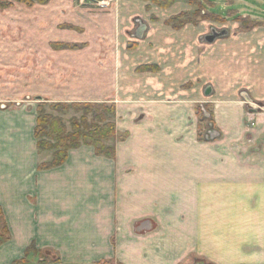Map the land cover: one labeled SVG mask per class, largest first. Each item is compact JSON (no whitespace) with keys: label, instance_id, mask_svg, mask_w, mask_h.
Here are the masks:
<instances>
[{"label":"crops","instance_id":"1","mask_svg":"<svg viewBox=\"0 0 264 264\" xmlns=\"http://www.w3.org/2000/svg\"><path fill=\"white\" fill-rule=\"evenodd\" d=\"M68 3L64 24L80 31L56 40L87 45L53 50L55 76H12L0 41V264H264V19L240 10L174 28L167 19L198 5ZM213 27L227 32L210 43ZM32 96L114 102L126 137L115 158L81 144L39 169L52 151L37 149ZM197 104L211 106L215 142L196 141ZM203 248L216 260L194 257Z\"/></svg>","mask_w":264,"mask_h":264},{"label":"rangeland","instance_id":"2","mask_svg":"<svg viewBox=\"0 0 264 264\" xmlns=\"http://www.w3.org/2000/svg\"><path fill=\"white\" fill-rule=\"evenodd\" d=\"M69 1L74 2L76 5L81 6H88V7H100L99 3H105L104 6H107L108 3L117 0H50L49 7L45 4H38L35 3L33 5H27L16 0H0L2 5H0V41L2 46H11L12 45V76L19 74L20 75H27L28 77L35 73L38 70H41L42 73H47L50 76H55L57 73L56 69V61H54L55 56H53V50H59L56 47L55 42L67 43L62 42L60 37L67 36L65 32L60 33L61 31L68 30V36H72L73 34L76 35V32H73V28L66 27V26H73L71 24H64L66 20V13L69 9L70 4ZM152 4L159 6L160 1L166 0H147ZM185 1V0H183ZM209 4L207 5V11L210 14H214L218 17H228L232 13L236 15L237 11H242L243 14H251L256 15L264 19V0H209ZM61 3L67 4L64 8H57V6H62ZM45 5V6H43ZM59 9V10H58ZM72 11V9L70 8ZM202 10V9H201ZM232 12V13H231ZM75 27V26H73ZM70 30V31H69ZM77 31V30H76ZM80 28L78 27V32ZM80 36L81 34L78 33ZM78 44V43H77ZM103 40H97V48L103 51L110 49L109 47L103 46ZM87 45V43H86ZM80 45L81 46H86ZM68 49V48H67ZM102 55V56H103ZM101 56V55H100ZM24 70V71H23ZM18 71V72H17ZM39 72V71H38ZM62 73V72H61ZM71 74V73H70ZM42 97V96H41ZM32 103L35 105L36 113L38 105H43L46 113L51 114L55 117H60L62 119L63 124L65 125L66 131L70 132L71 129V119L73 117L77 119H81L83 113L79 111H75L73 109H69L67 112H57L50 108L52 103L56 102H64L71 104L73 102H80V101H50L48 98H43V100H35L32 96L31 98ZM83 102V101H81ZM105 102V101H104ZM107 103H111V101H106ZM103 103V102H99ZM125 105V104H124ZM121 104V107L124 106ZM210 104H197L194 105V111L197 116L196 118V128L195 136L196 141L199 142H212L217 137L211 138L213 134L216 133V125L212 118V111H210ZM116 110V104H115ZM91 115H87L88 121L92 120ZM37 119V117H36ZM115 124H116V112H115ZM35 128V127H34ZM56 136V135H54ZM123 139H116V140H109L107 143L115 144L118 141L124 140ZM36 139V138H35ZM215 142V141H214ZM116 149V148H115ZM116 151V150H115ZM103 156V155H102ZM105 157V156H104ZM107 158V157H106ZM183 217V215H182ZM147 218H150L149 222L152 224L154 222L152 218V214L146 215ZM208 218H212L215 221V216ZM166 214L161 215L159 222L162 225H167L166 221ZM5 220V218H4ZM177 222L184 224V221H180L179 219ZM6 223V221H5ZM148 223H146L147 226ZM215 224V222H214ZM7 225V224H6ZM2 219H0V229L3 227ZM8 227V226H7ZM153 234V231L150 232V236ZM146 235H149L147 233ZM195 236V233L193 234ZM194 251V249H193ZM195 252V251H194ZM197 255L194 257H201L208 261H215L216 254L215 249H205L198 250L196 252ZM184 257L181 256L180 259ZM179 259V258H178ZM194 259H191L187 264H193ZM207 264V262H206ZM215 264V263H214Z\"/></svg>","mask_w":264,"mask_h":264},{"label":"trees","instance_id":"3","mask_svg":"<svg viewBox=\"0 0 264 264\" xmlns=\"http://www.w3.org/2000/svg\"><path fill=\"white\" fill-rule=\"evenodd\" d=\"M18 2L33 5L46 4L50 0H16ZM173 3V0L160 1L161 7H168ZM190 3L198 5V10L192 14L180 13L167 19L166 23L171 24L172 27L178 28L188 22H195L196 18L203 19L217 18L212 14H201V4L198 0H190ZM2 5V2H0ZM6 6V5H4ZM73 29L77 27L66 26ZM56 47L59 49H76L79 48L78 44L74 43H59L55 42ZM139 70H158L155 65H144L138 68ZM42 104V103H41ZM38 105L37 119L34 128V137L36 138V146L39 151H52L50 161L41 163L39 169H49L57 167L65 162L68 151L71 148L78 147L81 144H88L94 147L97 155H103L107 158H115L116 149L115 144L107 143L109 140L123 139L125 134L117 131L115 124V103H99V102H73L71 104L64 102H56L50 105V108L57 112H67L69 109L82 112L81 119L73 117L71 119V130L66 131L65 125L60 117L52 116L46 113L43 105ZM87 115H91L92 120L88 121ZM56 135V136H54ZM0 219H2L3 227L0 229V244L10 237L8 227L4 220L2 208L0 207ZM32 248V247H30ZM47 252L50 253L48 250ZM51 255V253L49 254ZM52 259H56L53 258Z\"/></svg>","mask_w":264,"mask_h":264},{"label":"water","instance_id":"4","mask_svg":"<svg viewBox=\"0 0 264 264\" xmlns=\"http://www.w3.org/2000/svg\"><path fill=\"white\" fill-rule=\"evenodd\" d=\"M226 30L225 29H222V30H217L216 28H211L210 29V33H208L206 36H205V40L207 42H213L216 38L218 37H221L222 35H225L226 34ZM210 92V89L207 88L206 90V93H209ZM35 100H43L41 96H36L34 97ZM245 99L247 101H250V98L248 96H245Z\"/></svg>","mask_w":264,"mask_h":264},{"label":"built area","instance_id":"5","mask_svg":"<svg viewBox=\"0 0 264 264\" xmlns=\"http://www.w3.org/2000/svg\"><path fill=\"white\" fill-rule=\"evenodd\" d=\"M99 4H100L99 6H101V7H102V6H104V4H105V3H99Z\"/></svg>","mask_w":264,"mask_h":264}]
</instances>
